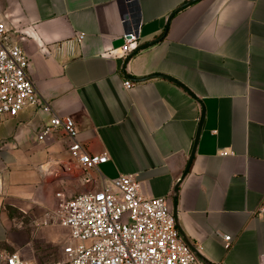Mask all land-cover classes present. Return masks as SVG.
<instances>
[{
	"label": "crops",
	"instance_id": "obj_1",
	"mask_svg": "<svg viewBox=\"0 0 264 264\" xmlns=\"http://www.w3.org/2000/svg\"><path fill=\"white\" fill-rule=\"evenodd\" d=\"M6 18L37 92L107 162L84 183L61 130L39 140L47 115L29 107L0 117V264L10 254L61 259L69 230L46 214L118 176L167 200L203 264H259L264 0H0ZM127 32L138 35L135 49L107 56Z\"/></svg>",
	"mask_w": 264,
	"mask_h": 264
},
{
	"label": "built area",
	"instance_id": "obj_2",
	"mask_svg": "<svg viewBox=\"0 0 264 264\" xmlns=\"http://www.w3.org/2000/svg\"><path fill=\"white\" fill-rule=\"evenodd\" d=\"M128 19L125 15L122 21ZM6 20L0 21V117H14L29 107L47 115L39 140L61 130L70 141L69 154L79 166L83 182H90L87 173L105 164L106 154H90L77 140L74 120L56 115L37 92L28 77V59L21 46L8 38L12 27ZM123 37V46L110 50L107 56L122 59L135 49L138 35L127 32ZM75 38L80 42L83 35ZM123 86L128 90L133 85L125 81ZM52 219L69 230L62 258L53 264H203L180 236L167 200L144 196L140 184L130 176H118L97 191L60 201L46 214L45 223ZM223 241L228 248L230 237L224 236ZM5 263L25 264L15 254L8 255ZM259 264H264V255Z\"/></svg>",
	"mask_w": 264,
	"mask_h": 264
}]
</instances>
